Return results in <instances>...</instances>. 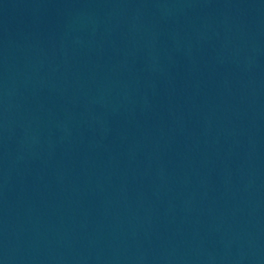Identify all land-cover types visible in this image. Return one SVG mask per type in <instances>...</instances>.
I'll return each instance as SVG.
<instances>
[{
	"label": "water",
	"instance_id": "obj_1",
	"mask_svg": "<svg viewBox=\"0 0 264 264\" xmlns=\"http://www.w3.org/2000/svg\"><path fill=\"white\" fill-rule=\"evenodd\" d=\"M0 264H264V0H0Z\"/></svg>",
	"mask_w": 264,
	"mask_h": 264
}]
</instances>
